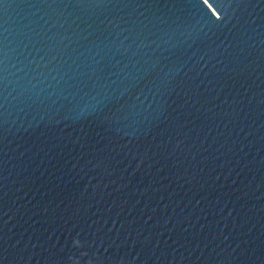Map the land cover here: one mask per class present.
Listing matches in <instances>:
<instances>
[{"label": "water", "instance_id": "water-1", "mask_svg": "<svg viewBox=\"0 0 264 264\" xmlns=\"http://www.w3.org/2000/svg\"><path fill=\"white\" fill-rule=\"evenodd\" d=\"M0 264H264V0H3Z\"/></svg>", "mask_w": 264, "mask_h": 264}, {"label": "snow or ice", "instance_id": "snow-or-ice-1", "mask_svg": "<svg viewBox=\"0 0 264 264\" xmlns=\"http://www.w3.org/2000/svg\"><path fill=\"white\" fill-rule=\"evenodd\" d=\"M3 3V0H0V4ZM147 63V61L145 62ZM156 62L153 63V69H155ZM163 73V69H160V72L155 73V79L151 81L154 85H163L165 83L164 77L161 74ZM148 75L147 72H144L142 74H129L125 77L124 80H122L120 83L124 88V91L127 92L131 88H135L139 81L144 80L146 76Z\"/></svg>", "mask_w": 264, "mask_h": 264}]
</instances>
